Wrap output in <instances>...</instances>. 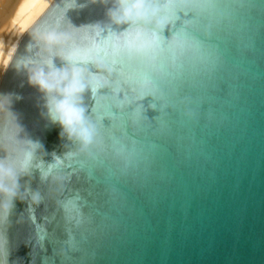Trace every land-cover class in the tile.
<instances>
[{"label": "water", "instance_id": "95a60500", "mask_svg": "<svg viewBox=\"0 0 264 264\" xmlns=\"http://www.w3.org/2000/svg\"><path fill=\"white\" fill-rule=\"evenodd\" d=\"M149 2V21L117 23L118 0H55L19 42L0 264H264V0ZM204 31L208 52L177 54ZM72 67L88 143L31 81Z\"/></svg>", "mask_w": 264, "mask_h": 264}, {"label": "clouds", "instance_id": "9594fccd", "mask_svg": "<svg viewBox=\"0 0 264 264\" xmlns=\"http://www.w3.org/2000/svg\"><path fill=\"white\" fill-rule=\"evenodd\" d=\"M156 14L157 9L149 0H118V5L112 12L113 19L117 23L147 22ZM45 39L49 43H54L61 37L49 34ZM31 81L48 93L62 94L60 99L52 97L51 107L54 116L69 130L78 131L85 143L90 142L93 138L92 130L85 126V110L79 103L81 94L87 86L82 69L72 67L59 71L53 70L47 74L43 70H37L32 75Z\"/></svg>", "mask_w": 264, "mask_h": 264}, {"label": "bare ground", "instance_id": "6f19581e", "mask_svg": "<svg viewBox=\"0 0 264 264\" xmlns=\"http://www.w3.org/2000/svg\"><path fill=\"white\" fill-rule=\"evenodd\" d=\"M55 0H0V82L25 33Z\"/></svg>", "mask_w": 264, "mask_h": 264}, {"label": "snow or ice", "instance_id": "6c2138e0", "mask_svg": "<svg viewBox=\"0 0 264 264\" xmlns=\"http://www.w3.org/2000/svg\"><path fill=\"white\" fill-rule=\"evenodd\" d=\"M197 39L198 43L186 41L183 44L177 45L175 51L177 54L187 55L189 53H197L203 56L204 53L210 50L211 35L209 32L204 31Z\"/></svg>", "mask_w": 264, "mask_h": 264}]
</instances>
